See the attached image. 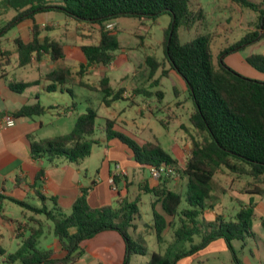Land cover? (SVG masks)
Listing matches in <instances>:
<instances>
[{"label":"trees","instance_id":"1","mask_svg":"<svg viewBox=\"0 0 264 264\" xmlns=\"http://www.w3.org/2000/svg\"><path fill=\"white\" fill-rule=\"evenodd\" d=\"M231 1L257 11L258 23L254 30L248 31L241 39L221 51L217 65L212 61L211 36L208 33L186 42L179 40L178 27L190 29L203 17L201 9H190L188 0L2 1L5 6H14L16 13L0 27V38L16 24L27 19L33 21L32 39L27 42L20 38L14 40L17 65L27 66L33 56L39 59L42 53H47L54 64L43 77L48 81L47 92L55 91L58 86L65 84L94 88L81 80L87 67L94 64L107 66L113 61L114 52L125 48L118 38L120 31L118 27H107L111 20L135 17L142 22L144 19L155 21L161 15L170 17L169 26L163 33V59L168 62L170 68L161 69L160 75L166 76L172 70L182 79L193 103L189 122L196 136H191L189 154L181 166L182 177L186 181L184 193L168 188L169 178L166 177L157 180L159 183L156 186L143 187L142 194H152L155 199L151 202L153 222L145 224L142 232H153L159 244L164 241L167 232L173 235V240L166 251L151 252L144 264H175L180 258L203 250L209 243L218 239L224 241L234 264H243L232 241L245 242L248 238L254 237L252 221L256 214L251 200L241 205L232 219L216 215L211 222L202 220V213L208 207V199L211 197L213 177L221 169L236 177H250L253 193L264 194V189L261 188L264 186V79L244 76L223 60L224 55L236 52L264 37L262 26L264 3L256 4L251 0ZM48 11L62 13L79 25L98 30L96 43L80 46L85 63H81L75 73L62 61L63 44L48 36L43 38L39 36V25L34 22V16ZM45 29L50 28L45 26ZM8 55V52L0 50V57ZM246 61L264 73V55L252 54L246 57ZM144 63L149 69V74L154 73L159 67L162 68V62L153 55H145ZM2 78L5 76L0 71V79ZM76 79H79L77 83ZM36 84L8 81L9 88L18 93ZM97 87L102 93V103L105 106H110L118 99L128 98L124 96L125 88H113L106 76L100 78ZM67 91L74 96L70 88ZM143 92L147 93V90L139 87L133 88L131 94ZM156 93L162 98L161 90H157ZM175 93L177 94L176 90ZM48 108L36 101L23 105L8 115L13 118L40 115ZM69 108L76 110L74 100ZM96 119L95 109L87 106L76 116L72 129L67 133L42 139L28 135L31 156L36 159L44 158L53 164L59 161L78 164L91 154L95 144H99V139L94 137L97 131L104 133L105 140L118 139L125 144L140 167L161 164L178 166V161L158 141H136L115 130V119L105 118L104 122L98 125ZM43 174L44 169L41 168L37 179ZM125 176L121 178L126 179ZM119 179V176H116L114 183ZM37 194L42 200L45 199L43 195L38 192ZM87 194V189L81 188L69 212H63L56 204L51 208L45 205L35 207L11 198L30 210L33 215L42 214L52 221L57 247L62 253L58 254L54 247L47 249L38 247L44 226L41 220L32 217L30 221H33V224L27 228V234H20V244L16 250L5 253L0 247V254L5 255L4 261L8 263L18 261L20 264H74L84 253L81 243L106 230L117 231L123 239L125 252L122 264H129L134 255L146 254L147 249L142 240H135L132 236V232L138 227L135 220L139 217L137 202L141 194L130 200L118 192L121 198L117 200L116 206L102 207H91ZM2 198L4 197L0 195V202ZM156 202H160L163 214L156 211ZM262 222L264 223V219ZM194 236L200 237L197 243H193ZM184 242L190 243L188 248L179 247Z\"/></svg>","mask_w":264,"mask_h":264},{"label":"crops","instance_id":"2","mask_svg":"<svg viewBox=\"0 0 264 264\" xmlns=\"http://www.w3.org/2000/svg\"><path fill=\"white\" fill-rule=\"evenodd\" d=\"M44 13L55 14L56 16H51L48 19L37 18L38 15ZM67 20L69 18H66L62 13L53 11L38 13L34 16V22L39 25L40 38L48 36L62 43L64 47L62 61L75 73L79 69L80 64L85 63L84 55L80 49V46L83 44L77 43V38H81L80 36L72 37L73 34L70 29L72 26ZM24 21L27 23L22 24ZM24 21L15 25L18 27L16 35L7 38L5 34L0 38V50L9 53L8 56L0 57V71L5 76V78L0 79V195L4 197L0 202V247L5 250V253L10 252L7 249L11 247L13 239L16 238H19V242L16 243L14 250L18 248L20 244L19 236L20 234H27V228L33 224V221H30L32 217L41 220L43 226H45L46 220L44 215H33L30 210L14 202L11 198L35 207L45 205L47 208H51L53 204H56L63 212H69L81 188L87 189V200L91 207H102L105 205L116 206L117 200L121 198L118 192L122 197L125 196L132 200L137 194L143 195L144 186L153 187L159 183L157 180L151 178L147 166L140 167L134 161L132 153L127 147L120 148L121 146L117 143L116 139V141L110 139L111 141H115L116 152L113 156L111 153L107 154L103 152L99 167L95 168L93 175L88 163L85 162L86 157L78 164L68 163L66 161H59L53 164L44 158L36 159L31 156L28 135H33L35 139H42L67 133L71 130L66 131L67 128H70V120H67V117L73 113V110L69 106L74 100V96L70 95L67 89L70 88L73 91V86H83L65 84L58 86L55 91L47 92L46 86L48 81L43 77L54 67L47 53H42L39 59L33 56L29 65L21 67L22 69L26 67L31 68L35 71L31 76L21 77L22 74H19V69L21 68L17 65L16 46L8 49L4 47V43L6 41L14 43L15 38H20L24 42L32 39L33 21ZM61 21H64L63 26L60 23ZM141 23L143 24V22ZM109 24H112L113 27H118L116 19L111 20ZM76 25H79V23H76ZM45 26H48L50 29L46 30ZM58 29L60 32L55 34L59 39H56L52 32ZM23 35L26 38H23ZM137 35L138 33H136ZM123 49L129 48L125 47ZM15 54L16 64H14L12 70H9L8 66L11 64V57L15 56ZM130 59L135 60L132 55L129 56L125 53L124 57L122 55L118 57V62L122 64ZM114 65L115 62L113 59L107 67L113 68ZM102 67L106 66L95 64L88 66L81 80L86 82L85 78H88L93 72L98 73L99 71L97 76V80L99 81L104 76ZM8 81L36 82L37 84L29 86L18 93L9 88ZM78 81L79 79H76L75 83ZM125 86L122 84L118 87H124L126 91ZM36 101H39L42 106L50 108L40 115L19 118L12 117L13 125H5L4 120L6 116H9V113L17 111L23 105L33 104ZM75 114L77 116V111ZM117 125L118 123L116 121L115 127ZM110 140H105L104 138L106 142ZM139 142H143V140ZM176 147L179 148L180 143ZM175 152L176 154L174 153L175 156L173 157L176 159L177 155L178 157L184 155V158H186L189 154V150L187 154L182 153L180 150ZM113 158H118L119 160ZM110 163L113 164V167L116 163L121 164L127 173L125 176L126 179L119 176V181L115 183L116 189H113V186L109 183V177L114 171ZM178 163L180 164V162ZM41 168L44 169V174L41 178L37 179L38 172ZM219 173H223L224 176L223 182L219 183L220 188H218V191L221 192L220 195L214 193L216 191L214 189V181L217 182V178L215 177ZM233 176L235 175L230 174L225 169L219 170L214 175L211 197L208 199V207L202 213V220L211 222L215 219L216 215H222L225 219L234 218L241 205L247 204L251 200L254 203L255 219H260L264 232V223L262 222L264 219V194L253 193L250 177L244 176L247 178L244 179L242 176L239 178H233ZM136 178H140L138 182H135ZM167 180L169 181L167 183L168 188L180 193L185 192L186 181L183 190L179 191L177 189L179 184L175 179L171 181L170 179ZM129 184L133 185V187L136 184L137 188V193L132 198L126 186ZM245 186L247 187L245 188ZM261 188L264 189V186H261ZM37 192L43 195L45 199L42 200ZM213 197L216 199L213 200ZM226 197H228V200ZM36 199L38 203L35 204L33 201ZM228 201L230 204H228ZM236 204H238V207H236ZM230 206L232 210H235V212L232 211L231 215L226 212ZM155 209L163 214L162 209L160 210L158 205L155 206ZM137 219L135 220L138 226L136 231L140 233L143 228L140 227ZM166 219L168 220L169 218L166 217ZM222 241V239L215 240L206 247L209 249L213 243H219L218 245L221 247L225 246ZM81 245L84 253L74 264H122L123 262L125 245L122 237L115 230L99 232L92 238L84 240ZM232 245L243 264H261L263 262L260 250L256 246L255 233L253 238H248L245 242L233 240ZM52 247L56 248L58 254L62 253L57 247L56 238ZM245 250L248 251V255H245ZM197 253L190 255V257H196ZM1 256L4 259L5 255Z\"/></svg>","mask_w":264,"mask_h":264},{"label":"rangeland","instance_id":"3","mask_svg":"<svg viewBox=\"0 0 264 264\" xmlns=\"http://www.w3.org/2000/svg\"><path fill=\"white\" fill-rule=\"evenodd\" d=\"M3 0H0V27L7 23L16 13L15 7L11 5L5 6L2 4ZM189 7L192 10L201 9L203 17L196 21L190 29H185L180 26L177 28V34L180 42H186L201 34L208 33L211 36L210 48L212 54V61L214 65H217L220 59V53L222 50L232 45L239 39H241L248 31L254 30L258 23V12L249 8L238 5L231 0H188ZM256 4H263L264 0H251ZM55 14H40L37 18L48 19ZM29 22V20H26ZM71 24V30L73 38H77V43L80 44H94L98 41V30L94 27H87L83 25H76V22L72 19L67 20ZM118 28L121 32L118 34V38L122 41V45L129 49L116 50L113 68L102 67L103 75L109 77L111 86L117 88L119 85H126L125 93L130 94L127 99H118L114 101L110 106H105L102 103V93L98 89L97 72L89 75L85 78L86 82L94 88L77 87L73 86L74 101L76 102V110L72 114L68 115L67 120H70V128L72 129L76 114L82 113L87 106L92 107L97 112L96 123L102 124L105 118H113L117 121L118 125L115 130L127 135L136 141L149 140L158 141L162 147L168 151L172 156H175L177 150L187 154L191 136H196L194 128L189 122V115L193 110V103L189 97L188 91L184 86L182 79L172 70L166 75H160L161 69H169L170 65L163 59V33L168 28L170 23V17L168 15H161L156 18L155 21L150 19H144L142 22L135 17H122L117 18ZM27 22L24 21L25 24ZM63 26L64 21L60 22ZM61 26V27H62ZM77 26V27H76ZM264 31V22L262 24ZM113 27V25H112ZM17 26L10 28L5 37H13L17 33ZM62 30V28H61ZM262 31L261 29L259 30ZM60 30H55L53 33L54 38L59 39L55 33H59ZM136 33L138 35L136 36ZM62 35V34H61ZM60 35V36H61ZM23 38H26L23 35ZM16 45L6 41L4 47L11 49ZM132 47V48H131ZM125 53L129 56H133V59L128 60L126 63L120 64L118 57L121 55L124 57ZM153 55L160 62H162V68L159 67L154 73L149 74V69L145 65L143 59L145 55ZM252 54L264 55V37L259 41L246 45L244 48L224 55V62L238 73L258 80L264 79V73L255 67L251 66L246 57ZM16 64V54L11 57V64L8 66L9 70ZM21 68V67H20ZM27 68V67H26ZM19 69L21 77L31 76L35 71L31 68ZM101 68V66H100ZM134 69V71H133ZM97 70V69H96ZM124 76V77H123ZM121 77H123L121 79ZM143 87L146 92L141 94H131L133 88ZM161 90L163 92L162 98L157 96L156 91ZM177 91V94L175 93ZM149 92V93H148ZM77 114V115H78ZM75 116V118H74ZM74 118V119H73ZM99 139V144H95L92 149V155H88L85 158V162L88 163L91 168L92 175L95 173V168L99 167L101 156L103 152L113 154L116 152L115 141L122 147H127L120 140L104 141V133L97 132L94 136ZM176 143V144H174ZM180 143V147H176ZM172 147V148H171ZM121 152V151H120ZM98 153V154H97ZM175 153V154H174ZM119 159L120 156L118 155ZM117 159L118 158H113ZM176 159V158H175ZM179 163L176 166V170L179 172V176L175 178L178 182L177 189L183 190L185 185V179L182 177V167L185 161L184 155H180L176 159ZM111 168L113 164L110 163ZM122 177V176H120ZM170 181L173 179L170 176H165ZM217 182L214 181V193L221 194L218 191L220 188L219 183L224 180L223 173L216 175ZM233 178H239L233 176ZM242 178L247 179L242 176ZM140 178H136L135 182H138ZM130 197L136 195V184L128 185ZM247 186H245L246 188ZM243 187V189H245ZM228 200V197H226ZM155 197L152 194L140 195L137 202L139 208V217L137 219L141 228H144L145 224H151L152 211L151 202ZM216 198L213 197V200ZM33 203H38L37 199ZM228 204L229 201H228ZM161 210L160 202H156ZM184 205V204H182ZM238 207V204H236ZM232 207L226 211L229 215L232 214ZM230 219V218H228ZM232 219V218H231ZM252 228L255 233L256 246L260 250L261 259L264 262V232L260 219L252 221ZM141 232V231H140ZM132 236L135 240H142L147 252L144 255H134L131 258L129 264H144L149 258V255L153 251L164 253L173 240L171 232L165 234V239L162 243H157L155 234L153 232L146 233L145 231L132 232ZM199 236H194L193 243L199 241ZM55 236L53 234V223L51 220H45L44 233L39 238L38 247L41 249H47L53 246ZM19 242V238L13 239L12 245L7 250L12 252L16 248V243ZM222 243H224L222 241ZM219 243H213L212 247L208 249L206 247L203 250L198 251L196 257H182L176 261L175 264H234L232 256L225 246H219ZM189 242H184L179 245L181 248H188ZM247 249V248H246ZM248 255V251L245 250V255ZM0 255V264H20L18 261L8 263L2 259ZM261 264H264V263Z\"/></svg>","mask_w":264,"mask_h":264},{"label":"built area","instance_id":"4","mask_svg":"<svg viewBox=\"0 0 264 264\" xmlns=\"http://www.w3.org/2000/svg\"><path fill=\"white\" fill-rule=\"evenodd\" d=\"M107 27L112 28V24H108ZM129 95L130 94L124 92V96H129ZM4 123L6 126L13 125V118L10 116H6ZM148 170L151 178H153L154 180H159L165 176H170L173 179H175L177 176H179V172L176 170V167L173 165L161 164L159 166H149ZM126 174H127L126 170L121 166V164L116 163L114 165V171L111 173L109 177V183L113 186V189H116L114 178L116 176H125Z\"/></svg>","mask_w":264,"mask_h":264}]
</instances>
